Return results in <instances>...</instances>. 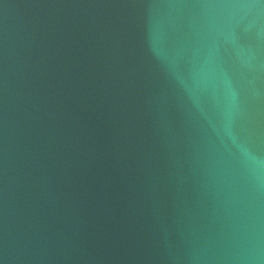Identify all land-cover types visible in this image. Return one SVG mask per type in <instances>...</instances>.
Returning <instances> with one entry per match:
<instances>
[{
	"label": "water",
	"instance_id": "1",
	"mask_svg": "<svg viewBox=\"0 0 264 264\" xmlns=\"http://www.w3.org/2000/svg\"><path fill=\"white\" fill-rule=\"evenodd\" d=\"M0 264H264V0H0Z\"/></svg>",
	"mask_w": 264,
	"mask_h": 264
}]
</instances>
